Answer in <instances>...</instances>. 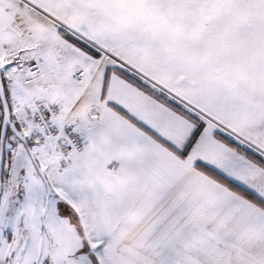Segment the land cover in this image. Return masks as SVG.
<instances>
[{"label": "snow or ice", "instance_id": "snow-or-ice-1", "mask_svg": "<svg viewBox=\"0 0 264 264\" xmlns=\"http://www.w3.org/2000/svg\"><path fill=\"white\" fill-rule=\"evenodd\" d=\"M0 264H264V0H0Z\"/></svg>", "mask_w": 264, "mask_h": 264}]
</instances>
